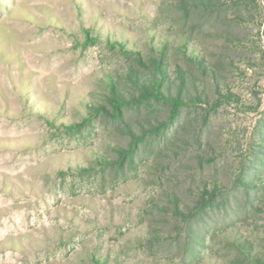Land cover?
I'll return each mask as SVG.
<instances>
[{
	"label": "rangeland",
	"instance_id": "rangeland-1",
	"mask_svg": "<svg viewBox=\"0 0 264 264\" xmlns=\"http://www.w3.org/2000/svg\"><path fill=\"white\" fill-rule=\"evenodd\" d=\"M226 1L0 0V264H246L240 239L264 254V192L249 191L251 207L236 183L264 175V0ZM162 50L169 72L211 87L203 59L221 94L107 166L129 145L125 123L140 134L169 117L151 100L124 107V124L98 112ZM214 179L224 195L204 220L171 214L173 194L193 206Z\"/></svg>",
	"mask_w": 264,
	"mask_h": 264
},
{
	"label": "trees",
	"instance_id": "trees-1",
	"mask_svg": "<svg viewBox=\"0 0 264 264\" xmlns=\"http://www.w3.org/2000/svg\"><path fill=\"white\" fill-rule=\"evenodd\" d=\"M245 1L235 0L236 5L239 6L243 5ZM181 2L186 8L201 10L220 11L227 7L226 0H181ZM137 60L141 68H130L128 72V81L131 83L133 92H129L126 95L117 86H111L110 93L107 96L108 107L102 105L99 107L98 112L105 113L124 124V107L151 100L170 106L169 117L164 122L143 129L140 134H136L129 124L125 123L124 133L131 139L128 147L119 148L116 159H102L103 163L112 168L116 166L122 167L125 160L132 162L134 153L137 152L139 146L138 143L145 136L151 134L156 138L165 137L168 125L172 123L181 106L195 105L196 103L210 105L212 99L208 94V89H213V92L217 95L221 94L219 74L209 69L206 62L201 58L195 60L197 69L202 76L210 78L211 87H209L208 83H206L208 86L204 85L205 82L200 81L193 73L186 72L180 66H176L172 70V73L169 72L165 62L164 50L157 57H150L148 61L140 57ZM230 95L233 96L234 94L228 91L226 96L230 97ZM197 142L199 143V139ZM200 160H202V163H208L209 161L213 162L215 159L214 157L204 158L201 156ZM236 179L237 186L243 189L247 202L251 207H254L249 191L257 189L264 192V175L257 186L252 180L245 178L243 174L238 175ZM222 195H224V188L219 180L214 179L213 181L201 182L193 206L183 203L177 195L173 194L170 199L171 214L177 217H185L187 222L198 219L204 220L214 205L220 201ZM187 238L189 241L199 242L197 236L190 229H187ZM234 246L246 264H264V254L253 253L251 245L247 240H236Z\"/></svg>",
	"mask_w": 264,
	"mask_h": 264
}]
</instances>
